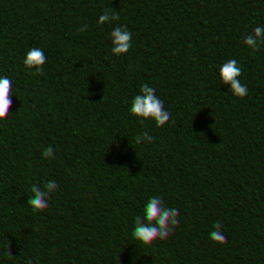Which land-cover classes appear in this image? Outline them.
<instances>
[{
    "label": "trees",
    "instance_id": "trees-1",
    "mask_svg": "<svg viewBox=\"0 0 264 264\" xmlns=\"http://www.w3.org/2000/svg\"><path fill=\"white\" fill-rule=\"evenodd\" d=\"M152 4L0 0V264H264L226 250L264 226V16L214 85L177 72ZM125 84L143 110L118 111ZM178 159L192 183L135 217L146 176L181 171ZM221 181L229 199L213 196ZM247 208L260 216L237 224Z\"/></svg>",
    "mask_w": 264,
    "mask_h": 264
},
{
    "label": "clouds",
    "instance_id": "clouds-1",
    "mask_svg": "<svg viewBox=\"0 0 264 264\" xmlns=\"http://www.w3.org/2000/svg\"><path fill=\"white\" fill-rule=\"evenodd\" d=\"M249 4L237 3L228 7L226 0H153V19L166 25L162 38L179 45L177 72L187 77L207 72L209 83L215 85L220 82L227 74L229 64L246 49L245 37L255 29L257 14L264 16V0H249ZM258 80L264 85V68L260 69ZM145 95L125 84L115 97L118 111L128 115L143 110L146 106ZM191 148L198 150L195 144ZM150 155L156 157L158 154ZM140 158L144 159L143 154ZM119 163L123 171L118 183L123 190L115 198L128 202L133 196L128 190L132 182L131 170L123 161ZM173 167L181 171L173 173L165 170L159 176H146V189L142 196L136 198L132 209L135 217L145 221L155 219V207L177 200L185 183H192L194 169L186 160H175ZM147 171L151 169H141L142 173ZM217 193L222 199L231 197L227 181H221L216 186L213 196ZM259 216V211L247 208L237 224L247 225ZM226 250L242 262L264 254V226L259 227L255 235L242 232L238 242L229 245Z\"/></svg>",
    "mask_w": 264,
    "mask_h": 264
}]
</instances>
